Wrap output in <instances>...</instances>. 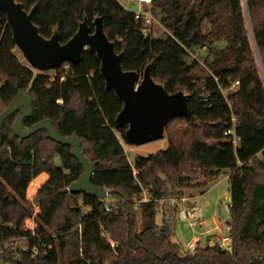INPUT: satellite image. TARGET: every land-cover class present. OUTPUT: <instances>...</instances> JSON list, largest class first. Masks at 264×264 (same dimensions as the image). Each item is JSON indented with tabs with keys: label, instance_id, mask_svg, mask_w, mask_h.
Here are the masks:
<instances>
[{
	"label": "trees",
	"instance_id": "obj_1",
	"mask_svg": "<svg viewBox=\"0 0 264 264\" xmlns=\"http://www.w3.org/2000/svg\"><path fill=\"white\" fill-rule=\"evenodd\" d=\"M16 1L26 13L32 9L43 38L56 28L60 44L84 16L91 33L100 18L124 71L141 75L153 61L151 79L189 100L188 115L164 130L167 149L129 164L120 144H127L125 126L114 124L122 104L105 89L95 55L84 51L78 65L68 63L63 81L62 68L51 78L34 74L19 61L0 12V113L28 93L32 114L23 127L50 121L59 136L75 135L94 168L90 184L109 193L103 201L67 193L83 173L71 148L44 131L19 139L12 135L18 112L9 116L0 129V264H264V0H152L149 10L164 30L157 38L143 36L117 0ZM200 51L202 62L190 58ZM234 83L226 99L221 93ZM231 118L234 136L225 134ZM224 172L232 252L198 243L189 254L173 242L176 209L160 225L156 214L162 200L182 197L194 178L207 183ZM142 189L149 202L137 205ZM30 219L32 231L25 228Z\"/></svg>",
	"mask_w": 264,
	"mask_h": 264
},
{
	"label": "water",
	"instance_id": "obj_2",
	"mask_svg": "<svg viewBox=\"0 0 264 264\" xmlns=\"http://www.w3.org/2000/svg\"><path fill=\"white\" fill-rule=\"evenodd\" d=\"M146 9L143 6V10L147 11ZM0 12L5 16L14 48L33 71L43 74L55 71L65 63L78 65L84 51L95 55L100 63L99 74L104 80L105 89L111 90L121 101L122 106L114 124L117 128L125 126L124 139L129 146L137 148L164 140L167 124L173 119L188 115V94L182 91L168 94L162 85L151 79L153 61L147 64L141 75L136 71L122 69V53L116 54L113 43L104 33L100 18L96 17L92 21L91 33L88 20L84 16L76 33L64 44H60L58 30L52 28L51 36L43 38L31 21L32 9L26 13L16 0H0ZM16 112L18 115L12 125V135L24 140L37 131H44L49 140L71 148L72 156L83 169V173L77 181L69 185L67 193L93 195L102 201L108 198L106 189L90 184L94 168L83 157L80 140L75 135L67 138L59 136L50 121H43L31 129H25L23 121L32 114V100L26 92L17 95L12 104L0 113V129L6 119ZM230 205L229 199L226 207Z\"/></svg>",
	"mask_w": 264,
	"mask_h": 264
},
{
	"label": "rangeland",
	"instance_id": "obj_3",
	"mask_svg": "<svg viewBox=\"0 0 264 264\" xmlns=\"http://www.w3.org/2000/svg\"><path fill=\"white\" fill-rule=\"evenodd\" d=\"M120 6L126 10L129 13H133L136 10V4H132L127 2V0H117ZM151 34L150 37H162L164 35V30L162 27L159 26L157 19H154L152 26H151ZM203 51V50H202ZM196 52L193 53L190 58H194L197 61H201V58L204 56V52ZM18 53V52H17ZM17 57L21 63H24L22 57L17 54ZM202 62V61H201ZM25 64V63H24ZM34 74H37L38 72L33 71ZM41 74V73H40ZM47 76L50 78L53 77V71H48L45 73ZM232 89L225 90L223 92V95L227 99L228 93L231 92ZM175 128H179L182 126L181 122H174L173 125ZM117 137L120 138L119 134H117ZM120 144L125 149L127 161L129 164H132L134 158L137 156L140 157H147L149 155H152L158 151H163L167 149V142L166 140H159V141H154V143H149L145 144L142 146H138L137 148H133L129 146L128 144H125L122 140H120ZM55 165H59V160L56 158L54 160ZM37 181L33 182L32 184V189L30 192L29 198H31V194L33 191V186L36 184ZM191 187L187 190L183 191V197H186L190 200L191 204H193L195 207H198L200 209V216L203 218V221L205 222L206 226L201 227V228H193L191 230L189 228V225L187 222H182L177 218V215L175 214L174 216V230H173V242L175 241L176 243L180 244L182 248H186L193 240L195 237L200 238V245H204V237L200 236L202 233H205V231H208L209 228L211 230L212 227H214L216 222H219L220 224H226L229 221V216H228V210L226 207L225 203V197L228 195V189H229V183L227 182V176L226 172L219 176L215 180H211L209 182H204V179L201 177H196L194 180L191 181ZM204 183H206L204 185ZM175 198V197H174ZM163 206L160 208L159 212L156 214V219H155V224L159 225L161 224L162 221V213H166L164 215L165 217L170 219V216L168 211L166 212L165 206L163 202L161 203ZM36 210V206L33 208V212ZM136 213H137V219L138 223L141 224L143 219L140 216L139 209L138 207L135 208ZM171 214V212H170ZM34 222L32 219L30 221H26L25 228L28 230H33L34 229ZM228 226L226 225L225 232L227 231ZM19 242V241H18ZM24 243V241H21ZM13 247H18L20 246L19 243H14L12 244Z\"/></svg>",
	"mask_w": 264,
	"mask_h": 264
},
{
	"label": "built area",
	"instance_id": "obj_4",
	"mask_svg": "<svg viewBox=\"0 0 264 264\" xmlns=\"http://www.w3.org/2000/svg\"><path fill=\"white\" fill-rule=\"evenodd\" d=\"M151 1L152 0H127V2L132 4L134 3L137 6L136 7L137 11L133 12L132 15L134 20L139 23L140 27H142V34L145 37L150 36L151 28H152L151 26L154 21V17L149 10ZM143 6L147 8L146 9L147 11L143 10ZM61 68L63 69V75L60 77L59 80L63 81L66 73L69 72L70 67L68 63H65ZM237 86L238 84L234 83L230 89H234ZM224 91H222L221 93L222 95ZM55 104L58 106L62 105V100L60 99L56 100ZM235 122H236L235 118H231L230 128L225 132V134L234 136ZM135 201L137 205L141 203L149 202L148 191L146 189H142L138 199ZM162 202L165 206L166 212L168 211L169 215L174 207L176 209L177 218H179V220L182 222H187L191 230L197 227L198 228L204 227L205 222L203 221V218L200 216V209L198 207H195L193 204H190V200L188 198L182 196L178 198L162 200ZM107 205L105 206V209L108 211ZM162 214H163L162 217L166 221H169V218L164 216L166 215V213H162ZM206 235H207L206 233H202L200 236L204 237ZM198 243H200L199 236L195 237L194 240L183 250L189 254H192L193 250L195 249ZM204 246L208 248L209 247L218 248L221 251L228 252L229 254L232 252L231 240L229 234L228 233L224 234L218 229H216L214 234L209 236V238H207L204 241ZM112 247H114V245H112ZM21 250H25V248L21 246Z\"/></svg>",
	"mask_w": 264,
	"mask_h": 264
},
{
	"label": "crops",
	"instance_id": "obj_5",
	"mask_svg": "<svg viewBox=\"0 0 264 264\" xmlns=\"http://www.w3.org/2000/svg\"><path fill=\"white\" fill-rule=\"evenodd\" d=\"M123 148V147H122ZM124 151H125V149H123ZM226 176H227V174H226ZM225 203H227V201L229 200V195H227L226 197H225ZM190 204H191V202H190ZM226 225H227V223L226 224H220L219 222H216L215 223V225H214V227H212L211 228V230H210V228H209V230L208 231H205V233L207 234L206 236H204V241L207 239V238H209V236H211V235H213L214 234V232H215V230L216 229H218V230H220L222 233H224V234H226V233H228V228H227V231L225 232V227H226ZM206 226V224L204 225V227Z\"/></svg>",
	"mask_w": 264,
	"mask_h": 264
}]
</instances>
